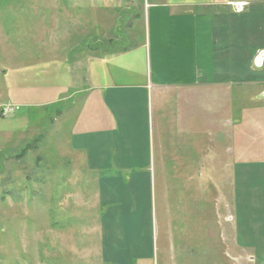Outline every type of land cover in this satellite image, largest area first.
<instances>
[{
  "label": "crops",
  "instance_id": "0c3cea01",
  "mask_svg": "<svg viewBox=\"0 0 264 264\" xmlns=\"http://www.w3.org/2000/svg\"><path fill=\"white\" fill-rule=\"evenodd\" d=\"M131 3L137 13L129 20L140 33L126 35L133 36L130 46L114 47L115 34L103 37L99 51L84 55L77 76L43 68L23 76L21 89L6 82L4 102L53 111L57 153L64 144L72 163L82 164L77 173L95 175L103 264H153L161 246L192 264L200 254L195 244L211 249V264H264V0ZM31 78L38 84H29ZM13 118L19 128L3 131L5 150L46 138L36 120L29 127L21 114ZM209 142L213 172L231 180L215 184V213L196 241L204 193L189 202L183 175L208 164ZM156 175H179L164 184L178 187L180 197L177 205L166 200L170 220L163 234L152 229Z\"/></svg>",
  "mask_w": 264,
  "mask_h": 264
},
{
  "label": "rangeland",
  "instance_id": "374dc122",
  "mask_svg": "<svg viewBox=\"0 0 264 264\" xmlns=\"http://www.w3.org/2000/svg\"><path fill=\"white\" fill-rule=\"evenodd\" d=\"M131 1L137 8L142 2L0 0V104L9 103L4 102L6 82L21 89L27 85L23 76L44 72L43 68H51L50 72L44 73H51L53 67L61 74L77 76L76 72L80 73L83 68L84 55L99 51L101 48L96 49L97 43L103 37L115 34L118 42L114 47L130 46L133 36L126 35L133 33L136 37L135 33H140L138 22L129 20V13H137V10L130 9ZM120 19L121 26L118 25ZM105 22L107 24L101 27ZM29 84L37 85L38 82L31 78ZM15 106L18 107L15 113L9 116L0 114V264H103L99 247V217L103 204H98L96 199V179H90L92 175L81 171V174L77 173L82 164L78 158L72 163L64 144H60L57 153L51 141L54 126L49 125L53 111L51 114L34 108L28 110L24 105ZM18 114L26 120L25 126H34L31 123L36 120L40 134L44 132L46 138L39 142L26 139L30 147L23 142L16 150H5L3 131L19 128L13 118ZM27 115L30 116V123ZM22 119L19 118V121ZM60 134H64L63 127ZM208 144L209 149H205L208 164L197 168L196 173L183 175L187 182V195L192 197L187 198L189 202L202 194L201 189L204 193L196 241L200 239L203 222L211 225L208 216L215 213L212 198L215 184L221 183L226 187L231 180L229 174L213 172L216 158L210 153L212 144ZM173 176L179 175H156L160 189L157 185L156 189L152 188L153 181L151 183L152 229L160 234H163L165 226L169 228L170 209L166 200L177 205L180 197L179 188L175 185L171 187L168 184V190H165L166 179ZM83 178L90 186L81 182ZM183 192L184 189L182 197H185ZM199 209L198 206L197 212ZM195 246V252L200 251V254L193 255L192 264H211V249L204 251V245L201 250L200 246ZM161 247L163 252L159 250L158 255H152L150 261L153 264H173L172 259L184 264L181 255Z\"/></svg>",
  "mask_w": 264,
  "mask_h": 264
},
{
  "label": "built area",
  "instance_id": "2783aa9c",
  "mask_svg": "<svg viewBox=\"0 0 264 264\" xmlns=\"http://www.w3.org/2000/svg\"><path fill=\"white\" fill-rule=\"evenodd\" d=\"M234 4H235V9L237 11H240L243 9V5H241L240 3H234ZM17 109L18 107L15 106V104H11V103L0 104V114L3 116H9L15 113Z\"/></svg>",
  "mask_w": 264,
  "mask_h": 264
},
{
  "label": "bare ground",
  "instance_id": "6f19581e",
  "mask_svg": "<svg viewBox=\"0 0 264 264\" xmlns=\"http://www.w3.org/2000/svg\"><path fill=\"white\" fill-rule=\"evenodd\" d=\"M120 184V183H119ZM124 198V197H123Z\"/></svg>",
  "mask_w": 264,
  "mask_h": 264
}]
</instances>
